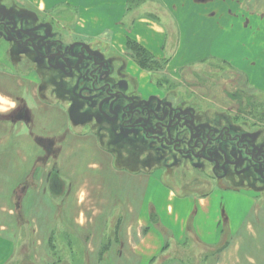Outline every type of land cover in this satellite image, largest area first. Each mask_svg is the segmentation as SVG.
<instances>
[{"label":"crops","instance_id":"0c3cea01","mask_svg":"<svg viewBox=\"0 0 264 264\" xmlns=\"http://www.w3.org/2000/svg\"><path fill=\"white\" fill-rule=\"evenodd\" d=\"M16 1L18 3L19 1L25 4L28 3L30 9H37L45 13L58 11L60 15L58 14L57 17L71 24L73 28L71 36L73 34L75 39L89 44H102L103 47L99 49L107 56L112 57L118 53H126L127 57L130 58L127 54V40L132 39L155 59L163 62V72L171 77H177L183 68L195 65L198 63L197 61H202L208 57L226 62L233 71L236 70L244 76L252 73H248L250 66L246 62H237L235 58L230 61L228 56L220 55L214 49V43L218 39L217 27L218 25L222 27L224 19H222V10L218 11V13H221L220 16L217 17L214 14L212 11L214 5L211 4V0ZM217 1L223 2V0ZM235 1L236 7L241 6L242 0ZM233 11L230 10V12ZM115 12L118 14H114ZM156 13L164 16L168 23L172 25V36L168 37V25ZM211 16L213 17L210 18ZM246 21L249 23L250 19L247 18ZM240 40L244 42L243 45H246V47H239V49L247 54V57H250L254 50L251 37L243 36ZM246 41H249L250 44H246ZM95 48L99 50L97 47ZM2 55L0 54V62L7 63ZM125 73L136 80L137 93L142 97L159 95L160 90L158 88L147 86L150 71L141 68L131 58L128 59ZM0 76L16 82L13 85L21 88L22 91L21 95L16 97L14 101L9 95V97L7 96L8 99L6 98V104L3 106L8 110L0 112V119L4 117L6 119L7 117L9 122L11 121L10 123L13 124V128H15L17 122L23 123L26 129L30 131L28 135H31L33 130L36 129L34 127L37 122L35 124L32 114L35 111L30 106L27 97L28 92L26 93V90L29 91L30 89V94L33 97L35 94L36 105L34 103V108L39 106L41 112H38V114L41 115V118L46 117L44 124L40 123V131H44V134L35 135V137L31 135L32 140L41 149V153L36 155V163H16L13 160L14 158H8L9 163L13 162L16 166H25V169H21L19 172L24 173V175L27 173L29 178H35V173H39L42 169L43 173L40 175V179L39 176L36 177V182L47 180L50 188H54L56 195H58L55 202L58 209L60 208L59 217L62 220V227L58 231L59 235L65 234L67 229V233L72 237L77 236L79 238L81 234L84 236L82 244L85 249L83 251L87 255L83 260V264H242L244 259L255 264V259L250 255H242L243 236L238 234V228L233 227L234 215L226 209L223 202L226 197L225 193L228 194V197H231L234 192L238 191V197L234 196L232 201V204L235 203L236 206L234 214L238 216L237 209L239 214H242L239 208L246 207V211L243 213L246 223H244V227L246 225L245 229L250 231L252 228L251 220L249 218L247 220V217L256 202L254 196L250 199L246 196L239 199L242 197V193L247 191L218 188L223 193L220 197L222 209H219L218 216L212 218L215 228L213 230H203L200 221L194 227L187 225L190 216H186L185 213L190 208V215L194 214L196 217L199 214L202 215L206 218L204 222L207 224V221L211 219L209 213L210 206L213 204L211 201L212 196L217 195L215 193L210 195L202 193L196 197L184 196L177 199L175 193L169 190L168 197L171 198L173 205L166 204V212L170 215V221L164 222L160 216L157 217V211L153 204L146 205L144 196V189L148 188L155 167L151 170L134 169L132 165L128 167L120 159L116 160L114 150L103 148L99 144L100 140L97 135L88 136H94L95 139L92 137L96 141L94 143L99 148L97 145L92 144L90 148L84 149L81 140L88 136L75 132V129L71 126L73 120L67 111L62 110L56 102L44 100L39 85L41 84L40 81L43 80L38 77L37 73L32 72L21 75V73L14 71V73L2 72ZM20 77L26 82L25 85L24 82L19 80ZM247 78L250 77L247 76ZM248 80L247 82H249ZM23 85L24 87H22ZM256 85L253 84V87H249L256 92ZM19 100L24 103H18ZM13 103L15 107H10ZM21 108H24L30 116L28 123L23 117H17L16 119L11 117L12 114H17V109ZM49 128L54 132L49 134ZM20 132L22 130H19ZM29 150L28 161L31 160L30 158L34 152L31 149ZM87 152L90 159L86 172L88 178L84 180L85 188L83 191L78 188L79 176L82 173L80 163H82L83 156H86ZM9 153L18 156L16 150ZM50 157L53 160L56 159L58 163L51 165L49 163ZM42 159H45L44 164H42ZM48 165H51L50 169ZM164 170L166 171V169ZM111 179L117 181L112 186L110 185ZM20 182H23L22 177L19 178L13 188L14 191H16L18 184H21ZM207 185L209 186V183ZM24 187L26 186L21 185L22 189ZM86 191L89 193V199L85 201V205L91 204L88 215L81 211L83 196H85ZM248 192L252 193L251 191ZM90 195L93 196L90 197ZM24 196L23 194L20 196L21 203V198ZM51 197L54 202L55 197ZM29 198L26 203L32 205L35 194H30ZM94 198L96 200L101 199L102 206L94 205L91 202V199ZM4 208L6 206H2L0 211ZM7 213L8 216L12 214L11 210H8ZM258 221L259 219L256 220V222ZM65 224L69 228L65 229ZM8 225L9 223L0 221V231L11 230ZM225 230L230 231L227 233L230 240L228 239L229 242L227 243H219V239L223 238ZM163 234L169 237L168 242L163 241ZM194 234L199 243H193L194 240L186 242L187 237ZM94 237L99 238L94 240ZM79 242L80 239L77 243ZM244 251L246 252V249ZM74 252H77L75 245ZM14 258L17 263L16 252ZM75 261L77 260L74 259Z\"/></svg>","mask_w":264,"mask_h":264},{"label":"rangeland","instance_id":"374dc122","mask_svg":"<svg viewBox=\"0 0 264 264\" xmlns=\"http://www.w3.org/2000/svg\"><path fill=\"white\" fill-rule=\"evenodd\" d=\"M0 2L5 3L7 6L12 5L19 22L23 21L25 24L33 25V23L42 21L54 35L62 37L65 40L75 38L73 34L71 36L73 30L71 24L57 17L58 14L60 15L58 11H50V13L41 12L37 9H30L28 3H21V1L18 3L16 0H0ZM211 2V4L214 5L212 7L214 14L218 17L221 14L218 13V11L222 10V19H224L222 27L220 25L217 27L216 32L218 34V39L214 43V49L220 55L225 57L228 56V58H230L228 60L230 61L235 58L237 62H246V64L250 66V71L248 73L252 72L251 74H247L250 78L236 72V70L233 71L226 62L214 57H208L206 59L204 58L202 61H197L198 63L195 65L183 68L177 77H171L163 72L164 65L158 70L151 69L150 77L147 79L149 80L147 86L150 88H158V90H160L158 97L164 101H172L173 105L177 104L188 108L192 106V110L196 117H203L206 121L211 118L215 119L220 114L231 116V114H235L234 110L238 105H241V110L236 109V111L239 110L241 115L249 117L261 115L264 113V0H242V4L239 7H236L235 0H223V2L211 0ZM231 9L234 11L230 12ZM19 13L23 15V18L19 17ZM114 14L118 13L115 12ZM156 15L162 17V20L168 25V37L172 36V25H170L168 20L161 14L156 13ZM223 16H225V18H223ZM212 17L213 16L210 18ZM247 18L250 19L249 23L246 21ZM243 36L251 37V44L254 50L250 57H247V54H244L239 49V47H246V45H243L244 42L240 40ZM246 42V44H250L249 41ZM91 44L98 49L103 47L100 43H98V45L96 43ZM111 58L115 60L114 63H120L125 72L128 59H130L127 57L126 53H118ZM16 59H18V56L15 57V60ZM18 63L19 62L12 63V65L16 66ZM7 66L8 64L6 62H0V73H14V71H16L17 73H21V75H25L31 73V69H37L35 66L29 68L22 66L16 67L17 69L15 70ZM37 70L38 77L43 80L42 82L40 81V83L45 84H39L42 86L40 92L44 100L56 102L62 110L64 109L65 112L68 111V103L64 101L67 97L63 95L66 91V87L69 88L68 83L55 80L50 81L49 76H51V73L41 69V67ZM125 75L131 83L136 85V80L133 77L128 76L126 73ZM45 78H47V81H44ZM19 80L24 82L25 85L26 82L21 79V77ZM247 80L249 82H247ZM13 83L16 82H12L9 79L7 80L6 77L0 76V98H3V101H6L9 96L13 98L12 100L14 101L16 97L21 95V88L14 86ZM57 83H63V86L59 84V87ZM27 84L29 83L27 82ZM253 84H257L255 86L256 101H253L250 107L240 101L234 100V95L238 94V91L249 86L253 87ZM24 85L22 87H24ZM30 90H26V93L28 92L27 97L29 99V104L35 111L32 114L35 119V124L36 122L37 124L34 127L36 129L31 133V135L35 137V135L44 134V131H40V123L44 124L46 117L41 118V115L38 114V112H41L39 106L34 108V103L36 105V100L34 99L35 94L33 97L30 94ZM19 102L24 103L21 100H19L18 103ZM5 104L6 103L3 105ZM83 111L88 112L89 110L83 109ZM228 118L232 119L230 117ZM10 122L7 117L6 119L5 117L0 119V208L6 206V208L0 211V221L9 223L8 226L9 229H11L9 231H0V264H6L10 261L13 262L7 264H83V260L87 255L83 251L85 249L82 244L84 236L81 234L78 238L77 236L72 237V235H69L66 229L69 228L67 224H65V234L59 235L58 231L62 227V220L59 217L60 208L58 209L55 202L57 201L56 197L58 195H56L54 188H50L47 180L44 179L43 182H36V177L39 176L40 179V175L43 173L42 167L39 173H35V178H29L27 173L24 175V173L19 172L21 169H25V166H16L13 162L9 163V159L14 158L13 160H15L16 163L29 162L30 164H35L37 161L36 155L41 153L39 146L32 140L31 135H28L30 131L26 129L25 125L17 122L15 128H13V124ZM71 126H73L75 132H78L80 135H94V129L88 122L84 124L71 123ZM19 130H22V132L19 133ZM53 132L54 131L49 128V134ZM92 137L94 138V136ZM92 137L88 136L81 140L84 149L90 148L92 144L94 146L97 145L94 143L96 142L94 141L95 138L93 139ZM98 137L99 136H97V138ZM107 137L109 136L102 135L98 138L100 140L99 144L103 148L114 150L113 153L116 160L120 159V161L127 164L128 167L132 165L134 169L151 170L155 167L153 172L151 171L153 176L151 177L149 186L144 189V196L147 206L150 204L155 206L157 217L160 216L164 222L170 221V215L166 212V204L170 203L173 205L171 198L168 197L169 190L175 193L177 199L184 196L196 197L198 194L202 193H208L207 195L215 193L217 196H212L213 198L211 199L213 204L210 206L209 215L211 219L207 221L208 225L204 222L206 218L202 215L199 214L197 217L194 214L190 215V208L185 213L186 216H190V220H187V225H190V227H194L195 224L200 221L203 230H213L215 228L212 218L218 216L219 209H222L220 206L222 202L220 197L223 193L219 189L226 187L225 185H218L212 180H203V175L198 174L199 172L197 169L188 167V165L176 166L170 169L164 168L156 158L154 151L141 146L142 144L138 146L134 141L132 143L123 144L124 147H119L118 145L110 146L107 142ZM138 144L140 143L138 142ZM97 147L99 148L98 145ZM29 149L34 151L30 161L27 160L29 158V156L27 158L28 152L30 151ZM14 150L17 151L18 156L9 153ZM87 154L89 155L87 152L85 154L86 156H83L84 159H82V163H80L82 173L79 176L80 182L78 188L81 190L85 188L84 180L88 178V173L86 172L90 155L88 156ZM49 163L52 165L53 163H58V161L50 157ZM51 165H48V168H51ZM76 167L78 168V166ZM164 169H166V171ZM8 175L9 177H7ZM20 177H22L23 182H20L21 184H18L16 191H14L15 189L13 188ZM112 178L115 179L114 176H112ZM113 179H111L112 181L110 182L111 186L117 182ZM208 183L209 186L207 185ZM21 185L26 186L24 189H27H22ZM262 191L263 192L258 196H254L253 193L248 191L243 192L242 197L239 198L242 199L244 196L249 199L253 198V196L255 197L256 202L249 212L251 215L249 214L247 217V220H251L250 223L252 228L250 231L245 229L246 225L244 227L245 215L243 213L246 211V207L239 208L242 214H239L238 209V216L234 214L236 206L235 203L232 204V201L234 200V196L238 197V191L234 192L231 197H228V194L225 193L226 197L223 201L226 205V209L234 215L232 220L234 223V225L232 224L233 227L238 228V234L243 236V245L241 246L242 255H250L255 259V264H264V190ZM32 193L35 194L34 202L32 205L27 204L26 202H28L30 199L29 196ZM22 194L26 197L24 196L21 198V203L20 196ZM88 194L89 193L86 191V194H84L85 196H83V205L81 207V211H84L86 215H88L91 210V208H89L91 204L85 205V201L89 199ZM51 196L55 197V199L53 198L55 203ZM92 196L90 195V197ZM91 200L94 205L102 206L100 203L101 199L96 200L94 198ZM8 210L12 212L9 216L7 213ZM258 219L259 221L256 222ZM86 224L85 228L87 229ZM159 231H161V229H159ZM228 232L230 231L225 230L223 238L219 239V243L229 242L230 237L229 234H227ZM163 236V241L168 242L169 237L165 236V234H163ZM98 238L99 237L96 239L94 237L93 239L98 240ZM79 239L80 242L77 243ZM191 241H193V243H199L195 234L191 237H187L186 242ZM74 245L77 247V252L73 253ZM244 249H246V252ZM15 252L17 263L14 258ZM74 259L77 261L74 262ZM242 264L252 263L244 259Z\"/></svg>","mask_w":264,"mask_h":264},{"label":"flooded vegetation","instance_id":"af4514ba","mask_svg":"<svg viewBox=\"0 0 264 264\" xmlns=\"http://www.w3.org/2000/svg\"><path fill=\"white\" fill-rule=\"evenodd\" d=\"M19 17L23 15L19 13ZM0 54L11 69L41 67L51 73L50 81L68 83L63 95L73 123H90L98 138L109 136L110 146L124 147L135 141L153 150L167 169L188 165L197 169L203 180L226 186L221 189L251 191L254 196L263 192L264 113L244 116L238 105L235 114H220L206 121L196 117L192 106L173 105L156 95L142 97L120 63L110 56L79 39L54 35L42 21L33 25L19 22L12 5L2 2ZM37 69L30 72L38 73ZM234 96L248 107L256 101V93L249 87ZM11 117L30 121L24 108ZM41 161L45 163V159Z\"/></svg>","mask_w":264,"mask_h":264},{"label":"trees","instance_id":"16d2710c","mask_svg":"<svg viewBox=\"0 0 264 264\" xmlns=\"http://www.w3.org/2000/svg\"><path fill=\"white\" fill-rule=\"evenodd\" d=\"M127 54L141 68L149 71L151 69H155V70L161 69L164 65L163 62L155 59L141 45H139L137 42H135L132 39L127 40Z\"/></svg>","mask_w":264,"mask_h":264},{"label":"clouds","instance_id":"9594fccd","mask_svg":"<svg viewBox=\"0 0 264 264\" xmlns=\"http://www.w3.org/2000/svg\"><path fill=\"white\" fill-rule=\"evenodd\" d=\"M6 103V101H3V98H0V112L7 111L8 108H5L3 104ZM10 107H15V104H11Z\"/></svg>","mask_w":264,"mask_h":264},{"label":"water","instance_id":"95a60500","mask_svg":"<svg viewBox=\"0 0 264 264\" xmlns=\"http://www.w3.org/2000/svg\"><path fill=\"white\" fill-rule=\"evenodd\" d=\"M86 48L88 49V46H86Z\"/></svg>","mask_w":264,"mask_h":264}]
</instances>
